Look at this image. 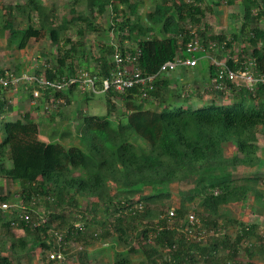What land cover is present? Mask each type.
<instances>
[{
    "label": "trees",
    "instance_id": "16d2710c",
    "mask_svg": "<svg viewBox=\"0 0 264 264\" xmlns=\"http://www.w3.org/2000/svg\"><path fill=\"white\" fill-rule=\"evenodd\" d=\"M152 1L155 3L153 9L143 13L144 0H74L73 12L78 5H84V9L71 19L63 18L58 22L59 13L55 7L40 0H27L37 20L29 15L30 23L23 28L15 27L10 2L6 4L4 28L11 31V40L20 49L32 39L47 35L58 46L59 53L55 64L37 67L35 74L41 75L44 69L42 74L47 78L69 79L88 70L79 68L87 61L84 43L73 41L67 35L71 23L82 22L84 30L99 31L96 15L102 16L111 10L109 28L117 29L122 43L118 46L100 43L98 69L88 70L97 74L98 89L102 88L103 78L114 65L116 51L137 56L143 74L152 75L157 74L166 61L183 55L187 43L196 38H202L206 47L214 44L231 54L239 33L244 34L248 42L241 49L246 55L229 56L226 63L238 69L243 62L252 60L256 71L264 74V28L259 24L264 16V0H243L240 31L229 35L207 33L208 24L202 22L207 11L203 0ZM125 5L127 9L123 8ZM186 18L195 27L194 31L181 23L180 20ZM79 32L83 33V28ZM125 40H130L132 45L125 47ZM5 71L1 68L0 74ZM209 71L211 76L215 75L216 66L211 65ZM10 85L0 84V114L13 109L6 97ZM231 86L229 93L214 90L210 101L201 98L198 92L196 95L202 100L193 103L203 104L198 107L187 97L194 92L182 91L178 85L174 88L167 74L157 77L146 96L139 85L120 93L110 90L106 92V114L82 115L81 145L66 146L61 141L40 138L39 123L32 111L23 113L22 118H8L4 121V137L0 140V176L20 182L25 202L38 203L43 198L52 209L44 212L46 223L36 226L32 217L27 221L15 214L8 220L7 209L0 208V224L8 229L12 224L17 225L34 235L33 247L47 249L51 262L59 259L50 258V253L61 249L65 256L63 247L71 241L78 242L79 258H87V249L79 244L86 243L88 223L92 222L98 224L92 238L111 237L114 244L129 246L126 254L121 252L113 264H134L133 256L140 254L139 251L144 258L137 264H194L197 257L210 256H216L218 264H240L236 256L242 243L249 236L257 235L254 224L241 223L235 238L216 236L208 245L200 241V235L207 229L205 226L220 229L216 216L222 206L248 198L246 182L235 178L231 169L261 162L257 146L259 133L264 134V85L255 92ZM75 88L72 84L54 95L67 99ZM230 94L238 96L227 104L225 99ZM115 96L125 104L116 124L111 117L117 111ZM225 143L240 148L241 154L226 155ZM178 181L194 182L198 189L183 195L180 205L170 215L169 209L164 207L165 200L171 197L168 186ZM161 185L166 186L165 189ZM147 186L150 190H146ZM82 198L89 200L80 203ZM196 199H199L196 209L200 217L191 223L187 204ZM9 200L0 186V203ZM69 206L77 211L73 221L67 223L62 212ZM104 207L106 218L99 215ZM54 218H62V222L68 224L67 230L54 228L55 236L46 240L40 232L51 230ZM195 231L198 235L192 236ZM58 234L63 235L61 242ZM136 239L139 240L138 248L133 244ZM261 239L260 252L264 258V236ZM2 244L0 242V264H13L12 258L4 254ZM220 248L228 250L222 258L218 255ZM9 251L17 257L14 246H10ZM246 252L253 255L250 247H246Z\"/></svg>",
    "mask_w": 264,
    "mask_h": 264
},
{
    "label": "rangeland",
    "instance_id": "374dc122",
    "mask_svg": "<svg viewBox=\"0 0 264 264\" xmlns=\"http://www.w3.org/2000/svg\"><path fill=\"white\" fill-rule=\"evenodd\" d=\"M43 4L55 7L59 13L58 22L63 21V18L71 19L77 11L80 12L84 9V5L76 6V12L71 10L74 0H40ZM180 1V0H177ZM188 1V0H183ZM203 0V6L207 8L206 16L203 18V23L208 24V34H233L240 31L244 5L243 0ZM12 3L13 15L15 27L23 28L29 25V15L34 20H37V16L31 13L27 0H0V69L9 70L18 76L23 74L37 73V67H46L55 64L56 58L59 53V48L54 44L47 35H43L37 39H32L31 42L23 49L17 47L16 42H13L10 37L11 31L4 28V22L6 18V4ZM155 3L152 0H144V4L141 8V12L146 13L153 9ZM127 9L126 5L123 7ZM264 8V5H263ZM112 11L106 12L104 15H96L97 23L101 30L99 31H86L82 22L74 21L71 23L67 35L73 41H80L84 43L85 54L87 55V61L84 66L79 68L88 69L94 71L98 69L97 57L99 56L100 43H111L116 46L122 42L121 36L117 34V29L109 28L112 25ZM8 17V16H7ZM186 28L195 30V27L191 26L189 18L180 20ZM260 26L264 28V16L259 22ZM203 25V24H202ZM83 28V33L79 32V29ZM248 44L244 34L239 33V39L234 42L232 46V53L226 51L224 48L220 50L216 45L211 44L210 47L204 46L203 39L201 38L200 52L198 53L199 64L187 69L185 74L177 71L169 73L171 83L174 88L176 85L182 87V91H193L191 95H187L191 99V104L196 102L195 100L203 98L210 101L213 99V92L207 91L211 72L210 66L215 62H224L229 56L240 58L246 55L242 53L243 46ZM123 45L130 47L132 43L130 40H125ZM248 53V52H247ZM46 64V65H44ZM41 72L39 76H45ZM180 71V70H178ZM196 71V72H193ZM191 73V74H190ZM182 75V76H181ZM187 76V77H186ZM183 77H186L183 79ZM6 92V97L11 100L13 105L11 115L13 118H22L23 113L26 111H33L34 119L39 123L40 135L39 137L46 141H61L66 146L81 145L79 138V127L81 126V117L83 114H106V92L92 93L91 90H82L76 85L73 93L64 98L62 96V102L56 106L46 103V101L40 99L38 103H33V91L38 88L36 83L24 82L22 80L19 85L11 84ZM201 93L202 97L197 96V93ZM31 95V96H30ZM238 94H230L226 97L227 104L234 101ZM114 105L117 107V111L114 112L111 117L116 124L119 120V116L124 111L125 104L120 97L115 96ZM239 99V98H237ZM69 100V101H67ZM202 100V99H201ZM200 103L193 104L198 107ZM7 113L0 114V140L4 137L3 124L8 118H11ZM15 112H19L16 114ZM226 155H238L241 154L240 148L234 145L225 143ZM257 154L261 158V162L252 166H238L233 167V176L237 179L246 182L248 198L243 202L230 203L220 208L218 215L216 216L218 222V228L214 226H205L207 229L201 234L200 241L204 245H208L212 239L216 236L229 235L230 238H235L240 231L241 223H248L255 225L256 234L249 236L243 243L240 253L236 256V260L240 264L249 263H263L264 258L260 252L261 236H264V134L259 133V141L257 146ZM6 162V160H5ZM9 164V163H8ZM0 186L10 197L9 204L11 207L7 209L8 220L12 219L15 214L17 215L20 210L26 208V211L31 214L32 221L36 226H42L46 223L47 218L44 217V212L52 209L50 203H45L44 199L38 200V203L25 202L22 198L21 184L18 180H6L0 176ZM166 186L161 188L165 189ZM171 190V197L166 199V209L177 208L183 198V195L193 193L197 191L198 186L196 183L188 181H178L169 185ZM146 190H150L147 186ZM115 194L116 191L113 190ZM88 198L80 199V203H85ZM190 214L195 215V222L199 219V213L196 206L199 205V199L192 202H188ZM171 208V209H170ZM105 207L100 209L99 215L102 218L108 217L104 211ZM76 208L69 206L63 213L65 222L70 223L74 219ZM108 213V212H107ZM190 218V215H189ZM62 218H54L52 221V229H48L47 232L41 231L40 235L46 240H52L55 236L54 228H62V231L67 230V225L62 222ZM89 227L86 232V243L79 244L84 246L88 251V257L79 258L78 242L71 241L64 245L65 257L59 261L51 262L47 258V249H43L42 246L34 245V235H29L23 228L13 225L11 228H6L0 224V242L3 243L1 248L4 250V254H8L12 258L13 264H113L116 257H120L121 252L128 251V247L122 243H113L112 238H92L91 234L97 230L98 224L89 222ZM57 226V227H56ZM198 231L192 233V236L198 235ZM139 240H135L133 244L139 246ZM5 244V245H4ZM14 246L17 257L11 255L9 247ZM246 247H250L252 254L246 252ZM226 248H220L219 257L226 256ZM134 255V264L144 258L142 252ZM194 264H218V258L216 256H210L208 258H199ZM232 264V262H231Z\"/></svg>",
    "mask_w": 264,
    "mask_h": 264
},
{
    "label": "built area",
    "instance_id": "2783aa9c",
    "mask_svg": "<svg viewBox=\"0 0 264 264\" xmlns=\"http://www.w3.org/2000/svg\"><path fill=\"white\" fill-rule=\"evenodd\" d=\"M202 48L201 40L196 38L193 41L187 43L185 49L183 50V55H177L175 58L166 61L160 67L157 74L144 75L142 70L138 65L137 56L130 52L121 53L116 51L113 55L114 65L106 77L103 78L102 88L98 89L96 82L98 81V76L96 73H91L88 70H83L78 77H72L65 79H50L46 76H39L37 74H23L18 76L14 73L6 70L4 74H0V84L7 86L9 84L17 85L24 80V82L36 83L38 88L33 91V103H38L40 99L46 101V103L56 106L62 102V97L57 98L54 94L59 90H66L72 84L78 85L83 91L88 89L92 92H108L113 90L115 92H123L126 89L134 87L136 85L141 86L145 91L144 96L147 95V91L152 89L154 82L157 77L178 71L182 68H194L199 64L198 53ZM139 55V51L137 53ZM216 73L209 79V84L207 86V91L221 90L229 93L232 87L235 85L238 88L245 89L251 92H255L261 84L264 85V74H259L255 67L254 61L249 60L248 62H243V65L238 69L231 68L226 61L215 62ZM48 95H45L47 90ZM186 95V92L183 96ZM36 203L35 201H33ZM11 207L9 202H1V209H8ZM174 214V209H171L170 215ZM18 216L30 221L31 214L26 211V208L20 210ZM190 222H195V215L190 214ZM14 223V222H13ZM63 235L58 234V241H62ZM64 253L61 249L57 251H52L50 253V258L52 259H63Z\"/></svg>",
    "mask_w": 264,
    "mask_h": 264
},
{
    "label": "crops",
    "instance_id": "0c3cea01",
    "mask_svg": "<svg viewBox=\"0 0 264 264\" xmlns=\"http://www.w3.org/2000/svg\"><path fill=\"white\" fill-rule=\"evenodd\" d=\"M187 69H190V71L192 70L191 68H182V69H180V71H177V72H179V73H183V74H185L186 72H187V75L189 76V72L190 71H187ZM193 72H196V71H193ZM191 74V73H190ZM167 75H169V73H167ZM182 76V75H181ZM187 77V76H186ZM186 77H183V79L184 78H186ZM169 78H170V76H169ZM10 102H11V100H9ZM13 105H14V103H13ZM9 112V111H8ZM33 112V111H32ZM16 114H18L19 112H15ZM9 115H10V117L12 118V119H14L11 115L13 114V112L12 111H10L9 113H8ZM33 114H34V112H33Z\"/></svg>",
    "mask_w": 264,
    "mask_h": 264
}]
</instances>
